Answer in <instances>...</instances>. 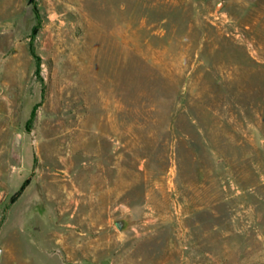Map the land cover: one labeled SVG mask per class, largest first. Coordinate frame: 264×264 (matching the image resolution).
<instances>
[{
	"label": "rangeland",
	"instance_id": "374dc122",
	"mask_svg": "<svg viewBox=\"0 0 264 264\" xmlns=\"http://www.w3.org/2000/svg\"><path fill=\"white\" fill-rule=\"evenodd\" d=\"M0 21V264H264V0Z\"/></svg>",
	"mask_w": 264,
	"mask_h": 264
},
{
	"label": "trees",
	"instance_id": "16d2710c",
	"mask_svg": "<svg viewBox=\"0 0 264 264\" xmlns=\"http://www.w3.org/2000/svg\"><path fill=\"white\" fill-rule=\"evenodd\" d=\"M34 11H35L36 16H38L36 9H34ZM37 31H38V23L32 28V32H31V35H32L31 37H32V38L36 35ZM29 46H30L29 48H30V52H31L32 56H33L36 60H38V58L36 57V55H35V53H34V51H33L32 44L30 43ZM38 66H39V64H37V67H38ZM36 72H37V70H36ZM32 117H33V113H32V115H31V118L28 120V123L31 121ZM27 183H28V180L24 181V183L22 184V186L20 187V189L18 190V192L15 194V197H18V196H19V194H20L21 191L25 188V186L27 185Z\"/></svg>",
	"mask_w": 264,
	"mask_h": 264
},
{
	"label": "water",
	"instance_id": "95a60500",
	"mask_svg": "<svg viewBox=\"0 0 264 264\" xmlns=\"http://www.w3.org/2000/svg\"><path fill=\"white\" fill-rule=\"evenodd\" d=\"M115 225L118 228V230L122 231L125 229L127 222L124 219H118L115 221ZM2 256V249H0V261Z\"/></svg>",
	"mask_w": 264,
	"mask_h": 264
},
{
	"label": "crops",
	"instance_id": "0c3cea01",
	"mask_svg": "<svg viewBox=\"0 0 264 264\" xmlns=\"http://www.w3.org/2000/svg\"><path fill=\"white\" fill-rule=\"evenodd\" d=\"M2 29H4L3 28V23L0 21V34H2Z\"/></svg>",
	"mask_w": 264,
	"mask_h": 264
}]
</instances>
